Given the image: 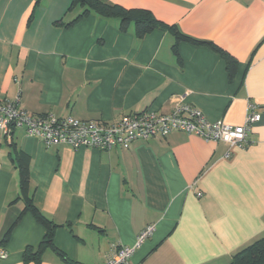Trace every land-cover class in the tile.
I'll list each match as a JSON object with an SVG mask.
<instances>
[{
	"label": "crops",
	"instance_id": "crops-1",
	"mask_svg": "<svg viewBox=\"0 0 264 264\" xmlns=\"http://www.w3.org/2000/svg\"><path fill=\"white\" fill-rule=\"evenodd\" d=\"M105 1L149 9L216 43L238 61L233 77L221 53L177 41L168 27L141 37L117 16L91 12L71 23L83 9L72 0H0V99L20 95L31 113L114 122L169 113L186 94L210 120L241 125L250 102L261 119L242 147L182 131L129 148L47 147L23 127L11 136L0 129L1 264H36L25 252L47 232L22 214L19 154L35 204L56 226L42 264H99L148 226L134 264H228L264 239V0Z\"/></svg>",
	"mask_w": 264,
	"mask_h": 264
},
{
	"label": "built area",
	"instance_id": "built-area-1",
	"mask_svg": "<svg viewBox=\"0 0 264 264\" xmlns=\"http://www.w3.org/2000/svg\"><path fill=\"white\" fill-rule=\"evenodd\" d=\"M185 95L180 97L169 113H130L114 122L81 120L73 116L59 117L52 113H31L22 106L18 95L14 100L0 99V129L11 136L14 128L23 127L29 136L42 139L47 147L67 144L75 149L81 146L101 150L118 146L129 148L138 140L161 138L174 131L196 134L207 141H223L230 146L242 147L248 144L253 124L261 119L254 103H249L244 123L233 125L222 119L210 120L199 107L186 102ZM153 230L154 226L144 229L134 246L113 247L108 258L99 264H134L132 257L136 247ZM7 257L8 252L0 249V264Z\"/></svg>",
	"mask_w": 264,
	"mask_h": 264
},
{
	"label": "trees",
	"instance_id": "trees-1",
	"mask_svg": "<svg viewBox=\"0 0 264 264\" xmlns=\"http://www.w3.org/2000/svg\"><path fill=\"white\" fill-rule=\"evenodd\" d=\"M77 5L81 6L83 9L71 23H74L91 12H96L104 17L117 16L120 18L122 25H127L133 21L136 25L137 33L141 37L156 28L168 27L174 33L177 41L186 40L196 44L208 45L212 49L221 53L226 60L230 77H233L234 75L236 65L238 63L234 56L212 41L193 38L183 33L177 25H168L162 22L149 9H128L119 4L109 3L105 0H72V7ZM17 161L20 174L21 197L25 202V208L22 214L25 212H31L47 229L46 235L40 246L35 250L33 248H28L24 256L27 261L31 260L36 264H42L41 255L44 249L53 246L56 226L52 221L44 216L30 194V166L27 158L19 154ZM10 232L11 229L7 235H9ZM228 264H264V239H260L242 248L233 256L232 261Z\"/></svg>",
	"mask_w": 264,
	"mask_h": 264
}]
</instances>
